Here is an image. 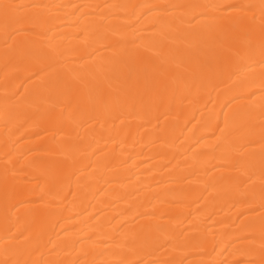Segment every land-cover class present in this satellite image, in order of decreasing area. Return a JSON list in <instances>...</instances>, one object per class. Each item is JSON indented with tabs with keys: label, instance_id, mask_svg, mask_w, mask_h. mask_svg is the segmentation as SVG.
I'll return each instance as SVG.
<instances>
[{
	"label": "bare ground",
	"instance_id": "obj_1",
	"mask_svg": "<svg viewBox=\"0 0 264 264\" xmlns=\"http://www.w3.org/2000/svg\"><path fill=\"white\" fill-rule=\"evenodd\" d=\"M0 264H264V0H0Z\"/></svg>",
	"mask_w": 264,
	"mask_h": 264
}]
</instances>
